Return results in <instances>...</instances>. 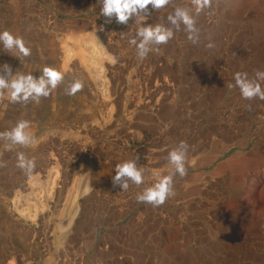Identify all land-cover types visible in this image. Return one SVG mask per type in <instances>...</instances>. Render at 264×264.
<instances>
[{
    "label": "rangeland",
    "instance_id": "rangeland-1",
    "mask_svg": "<svg viewBox=\"0 0 264 264\" xmlns=\"http://www.w3.org/2000/svg\"><path fill=\"white\" fill-rule=\"evenodd\" d=\"M101 7L0 0V31L31 49L18 58L0 45V67L65 74L38 104L0 96V133L28 120L38 141L0 140V264H264V100L234 87L237 72L264 71V0H213L198 15L193 0L149 6L145 26L172 27L167 16L189 9L199 42L182 25L143 60L129 44L135 18L119 24ZM73 80L84 88L69 96ZM181 141L187 175H175L174 195L159 207L139 203L156 173L174 171L167 157ZM18 152L36 160L31 179ZM127 160L146 179L123 191L112 177Z\"/></svg>",
    "mask_w": 264,
    "mask_h": 264
},
{
    "label": "clouds",
    "instance_id": "clouds-1",
    "mask_svg": "<svg viewBox=\"0 0 264 264\" xmlns=\"http://www.w3.org/2000/svg\"><path fill=\"white\" fill-rule=\"evenodd\" d=\"M102 5L100 15L115 18L119 24H127L130 19L135 18L139 24L136 34L129 40V44L136 47L137 57L145 59L154 49L153 45L167 44L174 38V30L179 31L183 25L184 31L188 33V39L194 44L199 42V29L189 9L176 7L174 12L167 16L168 23L148 24L145 26L150 15L149 6L153 10H160L171 3V0H99ZM213 0H193L198 15L205 9L212 7ZM0 45L3 49L15 54L16 57H28L31 49L26 45L23 37L14 35L10 31H0ZM208 47H212L209 44ZM115 62V58H110ZM7 75H0V96H6L10 103L28 104L39 103L41 98H48L56 91L58 86L65 80L63 71L54 67L45 66L39 79L32 73L18 72L12 74V69L7 64L0 67ZM234 87H238L243 99L253 100L259 98L264 100V71H257L255 77L250 79L248 73L237 72L234 76ZM84 88L81 80H73L65 90L69 96H75ZM0 140L7 141L6 147L15 145L28 147L38 143L31 131V122L20 120L9 131L0 133ZM189 145L181 141L179 145L168 154L169 165L174 169L170 174L161 176L156 173V182L138 193L136 199L139 203L159 207L174 195V177L176 174L184 177L187 175L186 161ZM138 159V158H137ZM16 166L31 179L36 168L35 158L29 159L23 152L17 153ZM115 175L112 177L114 186H120L126 191L130 184L140 186L145 182L144 168L137 166V160H127L115 165Z\"/></svg>",
    "mask_w": 264,
    "mask_h": 264
},
{
    "label": "bare ground",
    "instance_id": "bare-ground-1",
    "mask_svg": "<svg viewBox=\"0 0 264 264\" xmlns=\"http://www.w3.org/2000/svg\"><path fill=\"white\" fill-rule=\"evenodd\" d=\"M15 33H16V32H15ZM17 35H18V34H17ZM18 36H19V35H18ZM76 38H77V37H76ZM77 40H78V38H77ZM78 42H79V41H78ZM76 44H77V43H76ZM80 44H81V43H80ZM78 46L80 47L79 44H77V47H78ZM79 47H78V48H79ZM66 48H67V47H66ZM79 49H81V48H79ZM68 51H70V48H69V47H68ZM70 52H71V51H70ZM79 52H80V51H79ZM68 53H69V52H68ZM68 53H67V54H68ZM84 55H86V54H84ZM70 56H71V54H68V59L70 58ZM91 57H92V56H91ZM89 58H90V57H89ZM68 59H67V60H68ZM85 59H86V58H85ZM85 63H86V62H85ZM89 64H90V63H89ZM87 65H88V64H87ZM63 66H64V65H63ZM92 67H93V66H92ZM64 68H65V67H64ZM36 187H37V186H36ZM52 195H53V194H52ZM17 198H18V197H17ZM18 200H19V199H18ZM26 200H27V199H26ZM47 200H48V199H47ZM37 203H38V202H37ZM22 204H23V203H22ZM38 206H39V205H38ZM43 208H44V207H43ZM25 210H26V209H25ZM43 211H44V209H43ZM43 211H42V212H43ZM31 212H32V211H31ZM33 212H34V211H33ZM33 212H32V213H33ZM44 213H45V211H44ZM46 215H47V214H46ZM33 218H34V216H33ZM42 220H43V219H42ZM33 221H34V220H33ZM29 222H30V221H29Z\"/></svg>",
    "mask_w": 264,
    "mask_h": 264
}]
</instances>
